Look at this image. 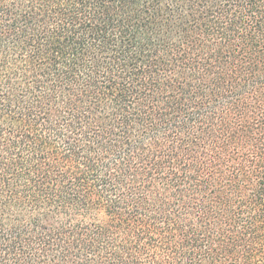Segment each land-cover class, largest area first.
<instances>
[{
	"label": "trees",
	"instance_id": "1",
	"mask_svg": "<svg viewBox=\"0 0 264 264\" xmlns=\"http://www.w3.org/2000/svg\"><path fill=\"white\" fill-rule=\"evenodd\" d=\"M0 264H264V0H0Z\"/></svg>",
	"mask_w": 264,
	"mask_h": 264
}]
</instances>
